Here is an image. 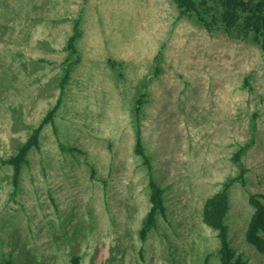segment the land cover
<instances>
[{"label":"rangeland","instance_id":"rangeland-1","mask_svg":"<svg viewBox=\"0 0 264 264\" xmlns=\"http://www.w3.org/2000/svg\"><path fill=\"white\" fill-rule=\"evenodd\" d=\"M76 19L79 61L14 191L1 160L55 105ZM250 138L225 222L234 257L264 264L245 238L248 193L264 195L260 47L172 0H0V264H222L204 202L237 175L231 157ZM150 174L165 211L141 240Z\"/></svg>","mask_w":264,"mask_h":264},{"label":"trees","instance_id":"trees-1","mask_svg":"<svg viewBox=\"0 0 264 264\" xmlns=\"http://www.w3.org/2000/svg\"><path fill=\"white\" fill-rule=\"evenodd\" d=\"M181 15H194L200 24L209 32L223 30L227 35L237 39L250 41L258 45L264 54V0H172ZM80 19L75 20L72 33L68 37L64 50L66 57L61 62L60 75L58 79L59 94L55 105L47 111L39 125L33 128L27 139L19 142L13 154L1 160L2 163L12 167V183L14 191L18 189V180L21 170L28 163V154L33 148L39 147V137L44 125L51 123L54 113L61 104L65 87L79 61L76 42L81 36L79 27ZM76 55V56H74ZM142 99H138L134 105L136 119H139ZM256 118V117H255ZM254 121V118H252ZM253 124V123H252ZM135 124V153L142 158V162L148 171L151 170L149 157L144 153L140 127ZM253 138L240 145L231 157V161L239 168L237 175L228 176L223 180L221 186L205 199L203 210V222L216 232L219 243V260L222 264H243L239 256L234 253L229 242L228 226L225 216L229 209V192L235 182H244L245 168L241 163ZM149 185L150 207L143 219L139 229V237L144 240L150 229L156 226L157 216L163 215L165 211L163 189L159 187L150 174ZM264 198L263 194L248 193V200L253 207L249 217L245 238L256 250L264 254ZM81 257L71 256L70 264H80ZM207 261V260H206ZM11 262V261H10ZM7 261V264H10Z\"/></svg>","mask_w":264,"mask_h":264}]
</instances>
